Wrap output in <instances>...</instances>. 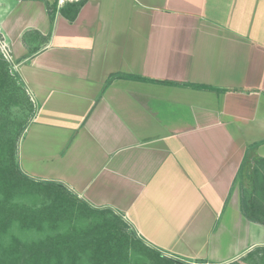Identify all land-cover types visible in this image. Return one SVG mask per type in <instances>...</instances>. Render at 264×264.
<instances>
[{
	"label": "crops",
	"instance_id": "0c3cea01",
	"mask_svg": "<svg viewBox=\"0 0 264 264\" xmlns=\"http://www.w3.org/2000/svg\"><path fill=\"white\" fill-rule=\"evenodd\" d=\"M54 2L0 0L35 106L22 171L111 208L174 262L264 264L237 180L249 145L264 157V0H83L51 21Z\"/></svg>",
	"mask_w": 264,
	"mask_h": 264
},
{
	"label": "trees",
	"instance_id": "16d2710c",
	"mask_svg": "<svg viewBox=\"0 0 264 264\" xmlns=\"http://www.w3.org/2000/svg\"><path fill=\"white\" fill-rule=\"evenodd\" d=\"M83 3L78 0L57 8L56 0L48 5L51 21L58 10L73 20ZM4 57L0 53V108L13 103L27 109L26 115L30 112L31 116L35 106L17 85L19 75L10 71L13 63ZM120 75L144 80L137 75L112 74L107 84ZM11 125L18 126L11 134L4 133L1 128L5 126H0V264H86V258L94 260V264H175L146 246L122 215L111 208L82 212L73 207L67 211L70 203L79 201L75 196L55 181L31 178L20 168L18 145L27 125L25 113L17 112ZM255 147L256 144L247 147L237 174L240 208L248 220L264 224V157L254 154ZM38 203L42 206L37 207ZM86 215H91L92 220H83ZM44 227L56 228L58 233L26 239L24 233ZM250 253L264 258V247ZM147 257L153 263L145 262Z\"/></svg>",
	"mask_w": 264,
	"mask_h": 264
},
{
	"label": "rangeland",
	"instance_id": "374dc122",
	"mask_svg": "<svg viewBox=\"0 0 264 264\" xmlns=\"http://www.w3.org/2000/svg\"><path fill=\"white\" fill-rule=\"evenodd\" d=\"M2 55H4L3 52H2ZM10 71H11V73H17L16 70L13 68V64L10 65ZM18 95H19V93H18ZM19 111L25 113V118L27 119V122H28V120L30 118V112L26 115L27 109H24V108L21 109V108H19V106L15 105L13 103L9 107L3 106V107L0 108V112L3 113V114L0 115V126H5L4 129L1 128V130H3L4 133L11 134V133L15 132V130L18 128V126H16V125H11V120L17 114V112H19ZM21 137L22 136H20V138ZM18 161H19V158H18ZM19 165H20V168H21V162H19ZM77 202H74V203L72 202V204L70 203L68 205V207H67L68 208L67 211L70 212L71 208H73V207H74V210L78 209V210H82V212H88V211L91 212L92 211L93 208L91 206H89V205H87V204H85L84 202H81V201H77ZM38 206H42L41 203H38L37 207ZM84 217L85 218L83 220H85V221L92 220L91 215H89V216L86 215ZM129 226L134 230V228L130 224H129ZM65 229L66 228H61L62 231H64ZM56 233H58L56 228L52 229V228L44 227V228H42L40 230H37L36 228H34L31 231H28V232H26L24 234L26 235V239L27 240H35V239H38V238H46L47 236H51V235H54ZM21 237H24V236H21ZM87 259H88V263H86V264H94V260H90V258H86V260ZM145 262L153 263V259L151 257L148 259V257H147V259H145ZM83 264H85V263H83ZM102 264H106V263L103 262ZM175 264H183V263L175 262Z\"/></svg>",
	"mask_w": 264,
	"mask_h": 264
},
{
	"label": "built area",
	"instance_id": "2783aa9c",
	"mask_svg": "<svg viewBox=\"0 0 264 264\" xmlns=\"http://www.w3.org/2000/svg\"><path fill=\"white\" fill-rule=\"evenodd\" d=\"M63 1H64V0H58L59 3H60V2H63ZM0 49H1V51L3 52L4 56H5L9 61L12 62V59H11L10 53H9L7 47H6V44H5L3 41H1V40H0Z\"/></svg>",
	"mask_w": 264,
	"mask_h": 264
}]
</instances>
